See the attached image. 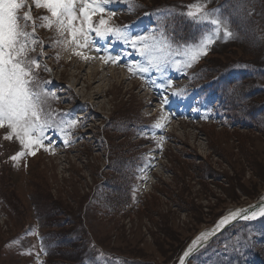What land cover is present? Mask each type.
<instances>
[{"label":"rangeland","instance_id":"rangeland-1","mask_svg":"<svg viewBox=\"0 0 264 264\" xmlns=\"http://www.w3.org/2000/svg\"><path fill=\"white\" fill-rule=\"evenodd\" d=\"M143 1L148 5L158 3V0ZM160 1L162 4H154L155 8L163 10L167 7V11L174 9L182 14L190 10L189 5L199 4L204 11L211 13L213 18L226 21L229 31L233 26L226 14L235 15L249 24L253 37L249 40L255 47H264V10H259L256 5L257 3L264 5V0ZM28 5L33 7L30 9L31 17L37 13L33 16L32 26L35 27L33 31L36 30L38 33L34 39L37 41V47L44 48L38 53L36 59L38 64L47 68V73L52 79L68 85L76 100L92 103L96 115L76 119L77 124L91 118L93 122L89 125L83 123L81 127L83 133L74 144L67 145L64 142L62 135L70 126H63L57 131V133L64 131L61 135L57 134L59 144L55 139L48 142L49 134L44 133L42 144L32 149L34 154L29 155L25 150V155L17 161L11 160L10 157L22 150L19 142L15 138L4 139L10 131L8 128L0 136V264L41 263L40 258L36 257L43 256V251L36 238L33 196L40 203L36 205V212L42 216L43 222L56 220V223H59L63 219H73V227L82 223L81 213L85 211V199L100 177L98 171L107 164V156L96 146L94 138L103 122L122 114L128 115L141 110L143 116L147 117V132L153 135L146 138L139 150L148 158L146 164H153L158 168V173L154 174L156 181L161 182L160 176L164 175L169 162L178 175L163 176L165 184L161 183L154 187L152 194L139 210L120 214V210L114 207L97 215V209L93 208L87 216L92 224L87 221L86 223L100 247L110 253H118L119 256L141 261L143 264H174V260L179 257L195 234L211 226L229 209L247 205L258 197L264 189V108L259 117L263 133H257L242 121L245 114L239 112V109L235 112L232 104L226 99L227 93L222 87L227 85L224 81L227 77L221 79L217 77L212 81V91L205 95L206 99L204 98L203 102L205 107L208 102V109L206 113L204 112L205 120H200L199 117L191 119L192 115L185 114L182 108L179 109L181 115H174L170 110L161 111V104L150 106V99L156 95L151 92L150 89L155 87L149 82L155 81L156 85H159L160 76L156 75L155 70L143 76L139 72L133 74L129 71L128 65L135 62L143 63V60H137L136 53L130 45L124 44L114 36L109 37L111 43L108 39L104 41L98 37L93 38L92 33L89 45L84 48L59 43L68 37L67 31L61 35L56 24L51 27L42 26L46 22L40 17L54 19L51 13L43 7H36L33 0H30ZM82 6L78 0L77 14ZM103 8V13L97 12L91 18L100 19L101 16L104 18L106 13H111L104 19L112 27L113 17L118 12L107 3L103 4ZM147 16L142 15V18ZM74 23L78 25L79 21ZM200 23L206 26L194 43L211 34L212 51L215 50L206 63L212 64L220 74L230 71V66L234 62L247 64V69L241 71L247 70L248 74L252 71V82L256 86L264 87V51L260 56H253L244 46L231 44L229 37H224L223 28L217 34L214 31L215 26L207 21ZM147 25L154 28L150 24ZM208 26L209 31L206 33ZM144 33L158 42H166L171 46L158 30L155 36L149 34L151 31ZM221 36L223 38L220 44L214 47V41ZM182 46L184 45L171 50L174 53L170 59L180 61L185 59L183 55H176L177 52L183 51ZM76 52L83 55L74 54ZM109 55L119 59L115 63L111 60L105 63L102 57ZM204 56L190 67L178 70L175 63H170L167 67L168 70L178 71L175 76L182 77L181 80L178 78V81L184 86V91L188 90L195 94L196 89L188 86L194 84V79L190 78L199 68ZM187 73L190 75L184 77ZM45 75L47 91L53 92V85L57 83L46 73ZM173 81L178 84L176 79ZM210 84L203 86L209 87ZM55 91H62L61 86H57ZM67 98H70L68 90L53 99L55 103ZM260 107L257 106L256 109ZM61 108H66V105H61ZM162 115L168 116L164 127H153ZM229 116L238 119L240 124L236 127L247 130L228 131L216 128L229 123L222 122ZM213 117L218 118L215 120ZM254 124L258 125V122L254 121ZM108 136L112 140L116 137L112 133H108ZM114 142L116 143V139ZM111 146L115 149L114 144L111 143L110 148ZM150 172L151 170H147L146 175ZM157 175L159 177H156ZM37 195H43L48 200L40 202ZM56 207L64 209L65 215L53 214ZM25 228H30L31 232L27 233V239L23 241L22 232ZM51 229L52 226L44 227L46 231ZM56 230L66 232L69 227L64 224L63 228ZM261 235L259 230H253L248 232L243 240L238 238V241L233 243L231 252L220 257L219 262L230 263L234 259L237 261L245 258L252 252L249 251L250 244L247 243V239ZM58 249L60 252L54 247L58 254L53 264H92L86 252L80 255L81 252L78 254L73 247L68 253L61 247ZM253 252L264 257V248L253 249ZM210 253L208 251L206 255ZM121 261L119 257L115 259L108 254H100V264H124Z\"/></svg>","mask_w":264,"mask_h":264},{"label":"snow or ice","instance_id":"snow-or-ice-1","mask_svg":"<svg viewBox=\"0 0 264 264\" xmlns=\"http://www.w3.org/2000/svg\"><path fill=\"white\" fill-rule=\"evenodd\" d=\"M33 2L36 7L47 9L51 13V17L54 18L40 17L46 22L42 26L51 27L56 24L57 31L61 35L67 31L68 37L59 43L74 44L76 47L84 48L90 43V33L94 32L100 40H107L114 36L124 44L130 45L133 52L143 60V63L137 62L128 65L129 71L133 74L139 72L143 76L153 70L163 74L170 63H175L178 70L190 67L201 56L207 54L208 47L213 42L211 34L205 35L200 42L186 44L182 46V52L176 53V55L184 56L183 61L172 60L170 59L172 56L171 46L166 42H158L148 36H131L122 29L111 27L103 16L98 23L94 22L91 18L92 15L97 12L103 13V4L110 0H79L83 4L79 8V14H77L76 8L78 0H33ZM22 7V0H0V128L7 127L10 130L4 139L15 138L21 146L22 150L10 157L13 161H17L25 155V150L27 154L33 155V147L42 144L45 130L51 126L50 116L43 109L46 97L50 93L35 84L36 76L33 68H38L40 65L35 58L28 55L29 51L34 50L29 45L36 43L33 34L25 31L28 26L27 21L31 19L30 10L24 12L22 17L18 16L17 12ZM188 7L190 10L186 15L194 22L207 21L215 26V33L218 34L223 28L225 38L232 35L226 26V21L213 18L212 14L204 11L201 5H189ZM21 20L24 23H21ZM76 21H79L78 25L74 23ZM74 54L83 55L81 52ZM102 59L105 63L110 60L115 63L119 57L113 58L109 55ZM149 82L153 87H165L163 82L159 85H156L155 81L149 80ZM170 85L171 81L168 80V86ZM173 95H177V93H173ZM167 103L168 98L161 101V111ZM167 120L168 116L162 115L153 127L163 128ZM67 123L71 127L75 126L77 121L69 120ZM257 216L264 217V204L232 212L219 221L217 228L238 217L254 219ZM207 235L210 234H202V237L206 239ZM191 251V248L186 251L184 257H187Z\"/></svg>","mask_w":264,"mask_h":264},{"label":"trees","instance_id":"trees-1","mask_svg":"<svg viewBox=\"0 0 264 264\" xmlns=\"http://www.w3.org/2000/svg\"><path fill=\"white\" fill-rule=\"evenodd\" d=\"M261 92H263V91H257L258 94H261ZM254 97H258V95L256 94V96H254ZM255 102H256V100L253 99L252 102H251V104H255ZM43 200H45V199L43 197H40V202L43 201ZM43 205H46V204H43ZM259 247L264 248V242L261 243L259 245ZM257 257L259 258V263L260 264H264V259H263L264 257L262 258L259 254H257ZM239 264H242V262H239Z\"/></svg>","mask_w":264,"mask_h":264},{"label":"bare ground","instance_id":"bare-ground-1","mask_svg":"<svg viewBox=\"0 0 264 264\" xmlns=\"http://www.w3.org/2000/svg\"><path fill=\"white\" fill-rule=\"evenodd\" d=\"M242 208V207H241ZM237 210H241L240 208H234L232 209V211H230L229 213H227L225 215V217L229 216L232 212H235ZM224 218V217H223ZM200 238H202V235H198L197 237H195L193 240H199ZM191 242V241H190ZM190 244V243H189ZM189 244L187 245L186 249L183 251V253H185L188 250Z\"/></svg>","mask_w":264,"mask_h":264}]
</instances>
